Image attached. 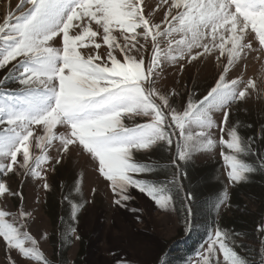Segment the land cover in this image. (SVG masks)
Here are the masks:
<instances>
[{
    "label": "snow or ice",
    "instance_id": "obj_1",
    "mask_svg": "<svg viewBox=\"0 0 264 264\" xmlns=\"http://www.w3.org/2000/svg\"><path fill=\"white\" fill-rule=\"evenodd\" d=\"M149 8L145 0H19L15 11L9 10L0 23V175L23 174L48 190L47 173L76 151L98 162L115 205L125 206L133 198L130 189H136L167 209L175 202L181 162L216 147L214 128L221 134L219 145L231 150L221 152L228 180H245L256 170L241 158L254 154L252 141H243L227 125L228 109L256 89L243 72L230 76L253 53L264 58V0H159ZM158 11L163 18L154 22ZM97 37L106 46L103 53ZM213 54L222 70L206 94L188 91L186 101L177 105L179 93L158 86L166 63H192ZM218 112L223 114L219 124ZM137 117L144 122H136ZM155 148L171 156L176 170L171 179L140 178L156 166L137 163L134 153ZM258 159L264 169V155ZM0 196L23 200L4 182ZM185 198L192 197L186 193ZM226 198L225 193L217 206ZM80 207L72 204L73 220ZM10 216L0 209V240L9 264H49L38 239L26 230L32 213L21 208ZM70 231L80 239L74 227ZM258 231L264 233V224ZM229 239L228 232L214 229L196 264H210L217 253L223 260L217 256L215 264H248ZM14 250L23 261L12 258Z\"/></svg>",
    "mask_w": 264,
    "mask_h": 264
},
{
    "label": "rangeland",
    "instance_id": "obj_2",
    "mask_svg": "<svg viewBox=\"0 0 264 264\" xmlns=\"http://www.w3.org/2000/svg\"><path fill=\"white\" fill-rule=\"evenodd\" d=\"M145 2L150 5V8L146 9L147 11L155 8L159 0H145ZM18 3L19 0H0V23L3 22L9 10L15 11ZM173 11L176 10L173 9ZM162 18L163 11H158L153 17L154 22H160ZM177 38L179 37L177 36ZM96 39L101 43L100 51L103 53L106 46L103 45L100 37ZM255 44L259 48L258 41H255ZM80 50L86 51V49ZM195 51L202 50L194 49ZM216 54L192 63H188L187 60L179 61L177 64L166 63L158 86L166 91H171L174 88L179 93L174 97V102L177 105L186 101L188 91H195L198 96L206 94L209 85L218 78V74L222 70L217 65ZM257 55V53H253L249 58L241 61L230 76V78H235L237 72H243L246 79H252L256 84V89L250 90V95L245 101H237L228 109L227 126L235 128L237 134L245 142L249 141L247 137L250 136L254 128L264 124V58L258 59ZM221 60L226 63L224 57ZM180 65H183V70ZM7 86L15 87V85ZM214 119L219 124L223 119V114L214 113ZM124 122L130 126L132 124V121H128L126 118ZM136 122L142 123L144 120L137 117ZM56 130L62 131L63 129L57 126ZM212 131L213 138L217 141L216 147L210 152L194 153L187 164L183 162L181 164L187 166L190 165L189 162L193 163L201 171L206 169L205 167L209 166L208 168H210V164L218 161L220 167L216 168L215 179L221 181L226 190H229L234 182L228 180V169L225 167L221 152L230 154L231 150L219 145L221 135L219 130L214 128ZM225 139H227L226 135ZM33 151L38 152L39 150L33 148ZM49 155L56 157L57 152L51 150ZM20 158L22 157H18V159ZM241 158L246 162L245 156ZM133 159L140 164L157 166L156 164L160 162L162 165H167L164 167L171 172H166L169 173L167 179H171L176 171L170 165L171 156L162 148H155L149 152H136ZM97 167L98 162H93L90 157H86L80 152L72 151L64 156L60 165H56L54 172L47 173L50 185L48 190L43 188V182L25 177L23 174L10 173L6 177L0 175V182L6 183L12 192L21 193L23 196V200L19 196H8L7 198L0 196V209L12 214L9 219L17 216L21 208L32 213L26 230L38 239L40 252L49 264L64 263L62 254L56 252V248L52 244L56 241L55 244L60 243L64 249L68 241L63 236L62 228L52 226L53 209L56 207L59 210L57 219L62 216V209H65L66 213L67 211L71 212L72 215V204L74 203L81 205L77 209L76 219L70 218L63 222L70 226V229L74 227L75 235H78L80 239L76 240L69 229L71 242L66 252L67 264H118V262L119 264H196V261L201 258V253L207 249L208 236L211 233L205 239L199 240L198 244L196 240L183 241V236H179V231H183L184 228L178 221L174 204L167 209H161L155 205L154 201L136 189H130L133 198L125 201V206L115 205L108 182L100 176ZM158 173L160 172L155 171L140 178L147 179L149 182L159 181L156 177ZM204 176L206 179L207 174ZM161 179L166 180V176ZM78 181L82 182L78 183ZM239 183L241 181L237 185ZM93 188L96 189L95 195L92 193ZM66 194L70 197L67 203L64 201ZM231 195L232 192L228 193L225 203L230 202ZM246 207L251 211L254 209L255 203L250 200ZM219 211L218 218L229 215L228 207L225 204L222 207L219 206ZM261 224H264V217L261 219ZM219 228L227 232L223 226H219ZM256 234H258L257 243L248 241L241 236L232 235L228 241L229 246L248 264L264 262V233L259 232L257 228ZM189 246L197 250L188 260L185 261L178 255L174 256L176 251L180 252ZM248 249H252L253 252H248ZM80 250L82 253L78 257ZM8 256L9 252L0 240V264H9ZM11 256L18 262L24 259L15 250ZM217 256L221 261L223 260L222 254L217 253L212 257L210 264H215ZM30 264H36V262L32 261Z\"/></svg>",
    "mask_w": 264,
    "mask_h": 264
},
{
    "label": "trees",
    "instance_id": "obj_3",
    "mask_svg": "<svg viewBox=\"0 0 264 264\" xmlns=\"http://www.w3.org/2000/svg\"><path fill=\"white\" fill-rule=\"evenodd\" d=\"M247 138L252 141L251 147L254 154L245 156V159L256 170L248 173L247 179L242 180L238 185V182H235V186L231 190L230 202L228 201L227 203L229 215L221 216L218 227L223 226L232 236H241L246 240L248 239V241L251 240L257 243L256 237L258 234H256V230L259 228L261 219L264 217V169L260 167V161L258 159V155H264V124L254 128L253 132ZM189 164L187 166L181 164L180 184L173 191L174 208L178 221L184 228L183 231H179V236H183V241L190 242L196 240L198 244L199 240L207 237L215 224L219 206L222 204L219 203V206H217L218 202L224 198L225 193L226 195L228 194L225 190V185L215 179L217 174L216 168L217 166L218 168L220 167L219 162L215 161L213 164H210V168L208 166L201 171L193 163L189 162ZM156 165V171L160 172L156 177L159 181H165L161 178L166 176L167 180L169 173L166 172H170L168 168L164 167L167 165H162L160 162ZM205 174H207L206 179ZM151 182L157 181L153 180ZM181 188L182 190H180ZM186 193L191 195L192 198L190 200H186ZM64 196V201L67 203L70 197L67 194ZM250 200L255 203V207L251 211L247 210L246 207L247 202ZM62 210V216L57 219L59 210L54 207L53 213L51 214V223L53 227L62 228L63 236L68 241L64 249H62L60 243L55 244L56 241L53 242L52 246L56 248V252L60 255L62 254L63 264H67L66 252L70 244L69 238L71 239V234L69 231L70 226H67L64 222L70 218L72 219V215L71 212L69 213L67 211L66 213L65 209ZM196 250V248L189 246L180 252L176 251L174 256L178 255L186 261L195 254ZM247 251L250 253L253 252L252 249H248ZM81 253L80 250L78 257L81 256Z\"/></svg>",
    "mask_w": 264,
    "mask_h": 264
}]
</instances>
